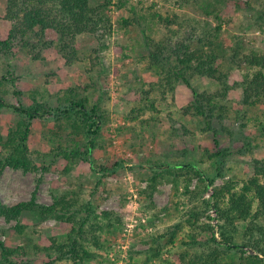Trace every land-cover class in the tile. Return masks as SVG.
<instances>
[{"label":"rangeland","instance_id":"1","mask_svg":"<svg viewBox=\"0 0 264 264\" xmlns=\"http://www.w3.org/2000/svg\"><path fill=\"white\" fill-rule=\"evenodd\" d=\"M90 1L95 5L105 0ZM108 2L105 14L110 20V32L80 35L79 59L70 65L53 48H45L46 55L41 53L42 58L36 60L33 55L37 51L30 49L17 50L12 55L0 54V77L5 76L0 85L5 93L0 91V95L11 101V94L19 89L23 101L36 97L54 105L69 87L84 89L81 94L90 104H99L106 117L98 137L101 147L93 153L95 163L106 167L115 162L122 165L110 173L92 171L87 162H76L69 172L63 173L62 167H57L58 159L51 153L44 154L59 142L49 132L53 121L34 123L29 146L39 152L38 166L46 165L48 169L24 173L6 167L0 176V199L7 204L29 199L39 177L42 181L37 187L36 199L41 203H50L53 193L62 190L80 191L84 198H89L95 190L97 212L108 210L121 214L123 223L102 230L101 247L89 246L91 257L80 264H177L174 258L182 246L187 226L177 233L174 243L170 241L168 229L184 220L187 201L181 195L182 186H175L166 178L153 181L156 188L148 197L154 176L150 167L191 162L215 176V184L224 180L240 183L243 168L254 159H264V104L248 108L241 103V88L233 89L225 102L228 129L221 133L223 137L226 132L228 136L230 133L229 147L234 154L227 156L223 163L215 161V157L207 160L204 149L208 145L212 150V133L206 131L202 118L183 114L182 107L191 99V92L184 84L177 83L173 91L164 92L155 86L156 78L145 70L146 61L141 59L145 54L144 36L159 31L151 19L153 12L208 21L210 27L219 25L216 45L222 70L226 71L231 67L232 57L240 58L250 50L264 52V0H198L187 4L182 0ZM205 3L212 6L210 15L204 13L208 12L204 10ZM4 6L5 0H0V14ZM217 14L219 20L214 18ZM124 20L129 23L124 24ZM8 28L7 23L0 21L1 38ZM232 68L228 73L230 84L241 82L243 75L251 71L245 67ZM192 86L199 92L213 93L218 89L216 82L206 78H196ZM11 120H15L12 110L2 107L0 124L6 126ZM172 131L177 135H171ZM241 140L251 143V151L245 148L239 153L233 148L235 144L241 146ZM62 142L67 144V140ZM219 173L224 176L219 177ZM211 193L209 185L207 196ZM210 215L214 217L215 212L211 211ZM28 219H23L27 225L17 233L13 229L15 221L6 222L0 216V242L24 247L37 264L44 252L37 251L35 246L41 249L47 244L48 236L62 241L69 226L53 219L40 221L36 215ZM210 222L216 224L215 219ZM246 250L254 253L251 248Z\"/></svg>","mask_w":264,"mask_h":264},{"label":"trees","instance_id":"2","mask_svg":"<svg viewBox=\"0 0 264 264\" xmlns=\"http://www.w3.org/2000/svg\"><path fill=\"white\" fill-rule=\"evenodd\" d=\"M197 1L182 0L186 4ZM108 4V0L95 5L90 0H5L0 21L7 23L9 28L6 35L0 37V54L12 55L17 50L30 49L37 51L33 55L36 60L42 58L41 53L46 55L45 48H53L66 65H70L79 59L80 35L110 32V20L105 14ZM204 7L208 11L204 13L210 15L211 4L205 3ZM214 18L220 19L218 14ZM151 19L159 31L144 36L145 54L141 59L146 61L145 70L152 72L156 78L155 86L163 92L173 91L177 83L190 90L191 99L182 107V112L187 117L203 119L206 131L212 133V150L205 146V158L215 157V161L223 163L227 156L234 154L229 147L230 133L228 136L226 132V137L221 133L228 129L225 102L232 90L240 87L243 105L254 109L257 104H264V52L250 50L240 58L234 56L230 69L223 71L216 45L219 25L210 27L208 21H193L177 14L162 15L159 12H153ZM125 23L129 22L124 20ZM233 66L251 71L243 75L241 82L230 84L228 73ZM196 78L213 80L218 89L213 93L196 91L192 86ZM4 79L5 76L0 77V85ZM83 90L77 86L69 87L54 105L36 97L23 101L19 89L11 94L9 101L3 98L5 90H0L3 93L0 111L2 107H8L15 117L6 126L0 124V176L6 167L24 173L48 169L46 165L38 166L39 152L32 150L29 142L33 124L41 125L49 120L53 121V129L49 132L59 142L44 154L51 153L57 158V167H62L63 173L69 172L76 162H87L92 171L110 173L122 165L115 162L106 167L95 163L93 153L101 147L98 137L106 117L99 104H90L81 94ZM171 135L177 134L172 131ZM63 140H67V144H63ZM238 145L233 148L236 147L239 153L245 148L251 151L249 141ZM150 168L154 176L148 197L156 188L153 181L166 178L175 186H182L181 195L187 201L184 220L168 229L170 241L174 243L177 233L187 226L175 263L264 264V159H254L251 165L245 166L240 183L224 180L215 184V176L191 162L159 164ZM218 176L224 175L219 173ZM41 181V177L35 180V188L27 200L7 204L0 199V216L6 222L15 221L13 229L17 233L27 225L23 219L30 220L34 215L40 221L53 219L69 226L62 241L48 236L47 244L41 249L35 246L37 251L44 252L37 264L58 261L80 264L91 257L89 246L101 247L102 230L123 223L121 214L108 210L97 212L93 198L95 190L90 192L89 198L82 197L80 191L74 189L62 190L53 193L50 203L38 202L36 190ZM209 185L212 193L208 197ZM211 211L215 212L214 217L210 215ZM212 219L216 220L215 225L210 222ZM246 248H251L254 253L249 254ZM0 264H34V261L24 247L0 242Z\"/></svg>","mask_w":264,"mask_h":264}]
</instances>
